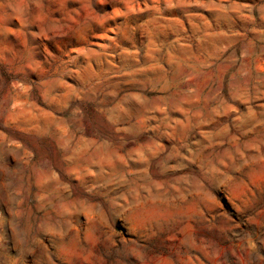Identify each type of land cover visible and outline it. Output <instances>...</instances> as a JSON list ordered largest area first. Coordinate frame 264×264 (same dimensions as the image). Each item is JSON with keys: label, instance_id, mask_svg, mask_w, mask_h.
Masks as SVG:
<instances>
[{"label": "rangeland", "instance_id": "obj_1", "mask_svg": "<svg viewBox=\"0 0 264 264\" xmlns=\"http://www.w3.org/2000/svg\"><path fill=\"white\" fill-rule=\"evenodd\" d=\"M0 264H264V0H0Z\"/></svg>", "mask_w": 264, "mask_h": 264}]
</instances>
